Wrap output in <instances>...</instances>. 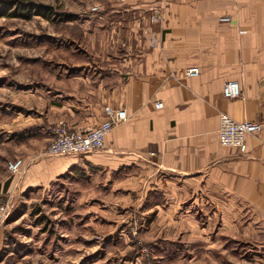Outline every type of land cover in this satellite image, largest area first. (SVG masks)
I'll return each mask as SVG.
<instances>
[{
  "label": "crops",
  "instance_id": "0c3cea01",
  "mask_svg": "<svg viewBox=\"0 0 264 264\" xmlns=\"http://www.w3.org/2000/svg\"><path fill=\"white\" fill-rule=\"evenodd\" d=\"M153 9L162 13L158 23L149 20ZM96 15L93 34L89 24L81 26L93 37V57L103 63L93 71L67 73L73 79L66 78L62 101H33L36 113L16 115L11 123L15 135L5 162L17 155L27 162L20 177L1 184V190L12 192L11 207L19 192L47 188L64 175H94L93 181L99 174L103 183L141 164L143 171L211 185L224 199L264 217V0H104ZM223 15L230 19L222 20ZM193 65L200 73L185 77L184 69ZM231 79L240 81L238 97L223 94ZM156 100L163 106L156 107ZM105 105L127 112L109 132L105 149L47 152L53 124L60 119L75 127L97 123L106 115ZM221 112L262 122L263 128L246 135L245 148L224 146ZM3 241L0 231V247Z\"/></svg>",
  "mask_w": 264,
  "mask_h": 264
},
{
  "label": "rangeland",
  "instance_id": "374dc122",
  "mask_svg": "<svg viewBox=\"0 0 264 264\" xmlns=\"http://www.w3.org/2000/svg\"><path fill=\"white\" fill-rule=\"evenodd\" d=\"M103 1L0 0V202L14 201L1 190L14 176L5 162L14 117L34 115L33 101H62L67 73L103 63L81 26L93 34ZM143 170H119L116 183L64 175L19 192L0 219V264H264L260 213L190 176Z\"/></svg>",
  "mask_w": 264,
  "mask_h": 264
},
{
  "label": "built area",
  "instance_id": "2783aa9c",
  "mask_svg": "<svg viewBox=\"0 0 264 264\" xmlns=\"http://www.w3.org/2000/svg\"><path fill=\"white\" fill-rule=\"evenodd\" d=\"M152 21L159 22L162 13L159 9H154ZM222 20H229V15H223ZM200 66L193 65L184 69V76L190 77L199 74ZM129 73V72H126ZM223 94L226 97L234 98L242 94L240 81L237 79L227 80L223 86ZM156 107L163 106L161 100H156ZM105 117L97 123L75 127L70 125L65 119L58 120L51 129V141L48 144L49 154H86L95 150H102L107 147V136L109 132L119 123L127 118L124 108H114L105 105ZM263 123L259 121L245 120L238 121L225 112L220 114L219 138L224 146H237L245 148L247 146L246 135L251 132H258L262 129ZM26 159L17 155L7 161L8 170L17 177H20L26 166ZM11 197V196H10ZM10 199L0 202V219L7 214L10 209Z\"/></svg>",
  "mask_w": 264,
  "mask_h": 264
}]
</instances>
